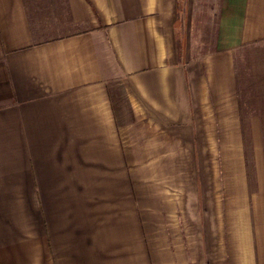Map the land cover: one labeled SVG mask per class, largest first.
Here are the masks:
<instances>
[{
	"label": "crops",
	"instance_id": "0c3cea01",
	"mask_svg": "<svg viewBox=\"0 0 264 264\" xmlns=\"http://www.w3.org/2000/svg\"><path fill=\"white\" fill-rule=\"evenodd\" d=\"M0 264H264V0H0Z\"/></svg>",
	"mask_w": 264,
	"mask_h": 264
},
{
	"label": "rangeland",
	"instance_id": "374dc122",
	"mask_svg": "<svg viewBox=\"0 0 264 264\" xmlns=\"http://www.w3.org/2000/svg\"><path fill=\"white\" fill-rule=\"evenodd\" d=\"M58 11H59L58 15L63 14V13H61V8H60V9L58 8ZM63 15H64V14H63ZM247 159H248V161H249V163H250L251 156H250V152H249V151L247 152ZM250 170H251V168H250ZM251 175H252V173H251Z\"/></svg>",
	"mask_w": 264,
	"mask_h": 264
}]
</instances>
